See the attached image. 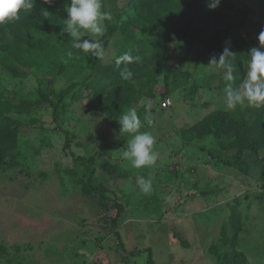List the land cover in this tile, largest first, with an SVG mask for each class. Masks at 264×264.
I'll use <instances>...</instances> for the list:
<instances>
[{
	"label": "rangeland",
	"instance_id": "rangeland-1",
	"mask_svg": "<svg viewBox=\"0 0 264 264\" xmlns=\"http://www.w3.org/2000/svg\"><path fill=\"white\" fill-rule=\"evenodd\" d=\"M103 2L113 19L94 68L21 61L17 41L30 46L31 29L56 30L70 0H34L0 26V264H218L213 248H227L220 239L233 234V212L242 264H264V108L227 109L223 70L209 65L228 48L240 85L250 49L260 47L264 0H220L214 9L211 0ZM63 36L56 51L82 61ZM124 53L142 60L118 66ZM125 67L130 80L120 76ZM71 83L54 117L41 94L57 102ZM130 108L156 138L152 167L120 158L131 136L117 119ZM255 144L257 153H241L248 169L223 162ZM140 177L151 180L150 194Z\"/></svg>",
	"mask_w": 264,
	"mask_h": 264
},
{
	"label": "clouds",
	"instance_id": "clouds-1",
	"mask_svg": "<svg viewBox=\"0 0 264 264\" xmlns=\"http://www.w3.org/2000/svg\"><path fill=\"white\" fill-rule=\"evenodd\" d=\"M54 0H43L46 5H52ZM220 0H211L208 7H218ZM34 0H0V26L19 20L22 11H31ZM42 15L49 17V12L42 9ZM67 16L63 20L62 33H66L71 40L72 47L78 49L85 56L102 58L104 46L100 39L106 31L105 21H110L113 16L110 11L104 9L103 0H70L66 6ZM260 47H253L248 53L247 70L244 78L237 88H233L232 82L236 80L237 66L233 63L235 54L225 48L219 59L212 58L209 65H216L223 70V80L226 82L225 102L229 110H235L238 106L254 109L264 108V31L258 35ZM67 56L71 58L73 53L69 51ZM142 57L129 53L117 57L116 64L128 65L140 63ZM120 76L124 80H130L132 71L125 67ZM150 107V106H148ZM145 119L151 123V113L147 112ZM120 133L131 136L127 147L119 155L128 162L132 168L141 169L152 167L156 164L159 153L154 150L156 138L147 131H141L142 120L135 108H130L118 119ZM151 180L140 177L136 184L144 194L151 192Z\"/></svg>",
	"mask_w": 264,
	"mask_h": 264
},
{
	"label": "trees",
	"instance_id": "trees-1",
	"mask_svg": "<svg viewBox=\"0 0 264 264\" xmlns=\"http://www.w3.org/2000/svg\"><path fill=\"white\" fill-rule=\"evenodd\" d=\"M104 9H105V4L103 2ZM106 10V9H105ZM57 29L55 30L53 27L50 26H43V27H37L35 30L31 29L29 31V35L25 37V41L31 43L30 46H26L25 43H23L21 40L17 41L18 45H21L23 47V55L21 56V61H23V65L41 69L42 65L46 61H50L49 68L52 69L54 68L57 63L59 65L63 66H72L76 65L78 63H84L85 66H88L90 68H94L97 59L98 58H92L85 56L82 61L78 60L77 57L72 56L69 58L67 54L65 56H61V52H57V46L58 44H63L67 39L64 38V33L61 32V29L63 27L62 23H56ZM106 28H109L110 23L109 21H105ZM107 32L100 38L101 40L107 35ZM17 34H19L18 29H17ZM37 43L39 46H37ZM20 46V47H21ZM39 47H43L42 50ZM9 48H13V45L11 44ZM241 74L243 73L242 69H239ZM90 76V75H89ZM77 83H71L69 84L60 94L59 100L57 102H51L47 96L44 94H41L42 98L44 100H47L51 103L53 106V116L55 117L57 115V110L59 108V103L60 99L64 97L66 94H68L75 86ZM82 85V84H80ZM161 104V103H160ZM163 108V107H162ZM251 151L253 153H257L259 149V145H243L240 147V150H238V155H235L232 157V159H227L223 160L228 165H241L243 168L248 169L249 163L243 159V156H241L242 151L244 150ZM94 157L89 158V162H92ZM85 184L88 187L95 188V186L91 182V178H88ZM98 188L102 191H105L106 189L102 186H98ZM119 213V212H117ZM237 212L232 213V220H233V234L230 235L229 231H224L223 237L220 239L223 245L227 246V248L222 249L220 247L215 246L213 250L216 251L217 255V263L218 264H242V262H245V257L244 254L241 251H238L235 247L234 244L237 240V235L239 231V223ZM151 259L148 258L145 261V264H150Z\"/></svg>",
	"mask_w": 264,
	"mask_h": 264
},
{
	"label": "built area",
	"instance_id": "built-area-1",
	"mask_svg": "<svg viewBox=\"0 0 264 264\" xmlns=\"http://www.w3.org/2000/svg\"><path fill=\"white\" fill-rule=\"evenodd\" d=\"M170 103V99L166 97L161 101V107L166 108L170 105Z\"/></svg>",
	"mask_w": 264,
	"mask_h": 264
}]
</instances>
